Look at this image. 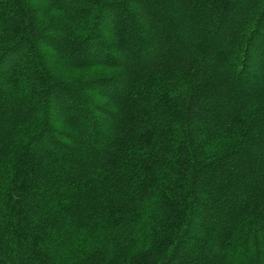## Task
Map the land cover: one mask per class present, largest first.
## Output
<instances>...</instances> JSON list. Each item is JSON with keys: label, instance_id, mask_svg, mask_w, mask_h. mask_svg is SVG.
I'll use <instances>...</instances> for the list:
<instances>
[{"label": "trees", "instance_id": "trees-1", "mask_svg": "<svg viewBox=\"0 0 264 264\" xmlns=\"http://www.w3.org/2000/svg\"><path fill=\"white\" fill-rule=\"evenodd\" d=\"M0 264H264V0H0Z\"/></svg>", "mask_w": 264, "mask_h": 264}]
</instances>
